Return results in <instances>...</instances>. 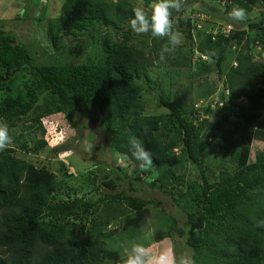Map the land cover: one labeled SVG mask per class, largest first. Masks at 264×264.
<instances>
[{"label":"trees","instance_id":"obj_1","mask_svg":"<svg viewBox=\"0 0 264 264\" xmlns=\"http://www.w3.org/2000/svg\"><path fill=\"white\" fill-rule=\"evenodd\" d=\"M61 1L57 15L47 18L44 26L50 46L47 52L55 53L50 63L36 64L33 52L14 31L0 30V122L8 124L13 140L16 129L26 128L20 132L21 147L35 154L45 143L36 141V132L31 131L43 135L45 117L64 114L72 124H78V117H89L99 125L110 149L125 158L129 174L118 166L119 174L103 176L100 186L115 192L104 195L106 203L97 212V202L57 200L60 190L55 173L16 157L11 148L0 151V264H122L125 249L138 239L136 234L145 225L147 206L153 202L162 205L146 198V191L171 197L174 191L179 192L177 198L186 204L181 211L184 208L187 215L184 228L176 218L171 222L163 219L165 227L155 231L150 243H141L148 246L167 238L175 241L176 237L193 264H264V151L252 160L248 145L251 138L264 142V114L258 124H251L257 114L264 113V62L254 60L250 53L252 42L261 46L260 57L264 53V15L248 24L253 37L248 30L233 26L228 34H211L199 31L190 17L201 13L212 16L209 7L203 12L186 11L189 0H180L181 10H171V17L187 28L188 39L193 30L199 40L187 56L167 54L161 60L159 53L166 38L153 40L147 54L132 40L133 0ZM211 1H225L227 9L241 7L247 13L254 4L264 5V0ZM38 2L45 6V1ZM28 7H21L18 16L25 17ZM82 36L89 37L92 44L100 39L97 55L81 63L71 52L70 59L62 61L65 38L79 42ZM77 51L81 55L83 48ZM225 62L230 66L225 67ZM169 64L197 65L193 76L200 80L199 99H208L221 85L218 102L224 109L223 121H229L237 100H247L246 105L238 106L242 118L238 129L246 135L242 136L244 145L230 154L236 170H221L216 182L202 173V183L190 184L183 193L175 186L184 180L173 173L180 162L174 150L181 144L187 159L201 167L209 140H224L225 129L221 121L194 123L198 119L194 105L185 104L183 98L173 101L160 95L159 105L167 113L145 114L143 94L152 84L150 70ZM209 112L208 107L205 114ZM162 129L173 131L175 138L164 140ZM132 137L142 140L152 152V168L142 170L132 159ZM104 201L99 198V203ZM89 213L92 216L87 222ZM109 225L115 228L108 231ZM174 248L177 258L182 257L184 252L180 255Z\"/></svg>","mask_w":264,"mask_h":264},{"label":"rangeland","instance_id":"obj_2","mask_svg":"<svg viewBox=\"0 0 264 264\" xmlns=\"http://www.w3.org/2000/svg\"><path fill=\"white\" fill-rule=\"evenodd\" d=\"M44 1L45 6L40 4L38 0H28V3L27 0H0V30L4 32L14 31L17 38L25 44L31 52H33V59L36 64L50 63L55 57L53 51L50 50V52H47V48L49 49L50 46L44 33V26L47 18L55 17L57 15L62 2L61 0ZM133 1L136 8L140 7L146 11H150V5L153 2V0H150V2L146 4L144 0ZM27 4L29 7L26 10L25 17H19V9ZM188 5L186 11L194 9L203 12L207 11V7H209V12L212 13V16L209 17L208 15L201 13L199 15H190V17L196 21V27L199 28V31H205L206 33L211 34H215L217 31L227 33V30L232 26L236 27V29L247 31L249 29V23L258 21L260 17H262V14L264 15V5L260 3L251 6L250 12H248L247 18L244 22H236L230 18L229 13L233 8L227 9L228 5L225 1H221L217 4V2L211 0H189ZM22 14L23 13H20V15ZM170 19L172 29L181 32L184 39L183 43L177 48L175 53H169V56H187L190 47L195 46L199 38L196 36V32L192 30V38L191 40L188 39L186 32L187 28L185 26L180 27L178 21H174L173 17H170ZM248 33L253 37V31L250 30ZM131 37L137 47L142 49L146 54L148 53L147 51L153 40L156 39V41L159 42L161 39L152 38L150 34L137 35L132 31ZM99 42L92 44L91 39L87 36L80 37L79 42L65 38L64 43L67 49L64 52H61V56L63 57L62 61L69 60V55L73 52L77 57V62H85L86 57L97 55L96 53L100 51L101 47L98 46ZM81 47L83 48V51L81 52V55H79L77 50ZM250 47V53L254 56V60L263 63L264 53L262 57L259 56V53L263 52L261 46L252 42ZM196 56L197 54L195 57ZM195 60L196 59H193V61ZM224 66L229 67L230 64L225 62ZM196 69L197 65L195 64L191 67H178L170 64L167 67H153L150 70L152 84L146 88L148 91H145L143 94L144 112L146 115H165L167 113V111L159 105V96L165 95L173 101H177L178 98H183L181 100H183L185 104H193V108L198 117V119L196 118V121L194 120V123H197V121L200 122L203 119H207L208 122H224L225 139L218 140L212 137L213 139L209 140L211 145L208 148L206 160L201 167H198L187 159L186 155L182 152L181 144H179L176 150H174L176 152L175 154L178 155L180 162L173 167V173L175 176H183L184 180V184H175L177 187L176 190H179L181 193L188 189L190 184H201L202 173L210 182H216L221 170L226 169L229 172L236 170V161L231 160L230 154L232 151H237L240 144L244 145L243 142L245 139L242 136H246L242 135L241 131L238 129L239 125L242 123V118H240L238 112V106L246 105L247 100L244 98L237 100L236 108L231 109L232 114H230L229 121H223L222 116L224 109L218 102L222 88L220 83H218L220 85L219 89H217L212 96L208 99H199L202 89L199 85L200 80L194 79L193 76V73L197 71ZM215 77L216 75L213 74L212 79L215 80ZM208 107L210 109V114H205V109ZM225 111L227 110L225 109ZM261 113L257 115L255 114L257 117L256 122L251 121V124H258V120L264 114ZM74 116L77 117L76 115ZM60 118H62V116ZM77 119L76 122L78 124L70 123L72 130L68 138L63 141L53 142L49 137L47 128L43 122V127L45 128V133L43 135L40 131H31L32 133L36 132V141L42 139L41 141L45 143L44 148L38 153L34 154L33 152L22 149L20 132L26 131V128L24 127L21 131H18L17 129L14 131L16 140L12 139V143L8 148L13 150V154L16 157L22 158L38 168L46 167L48 170L56 174L60 190L58 194H56L57 200H67L69 198L72 200L73 198H77L83 199V202H97L95 207L98 210L97 212H101L106 203L104 195L115 192V190H109L104 186H100L103 176L107 173L113 174V172H118L119 174V171L116 170V167L118 166L124 169L127 174H129V170L125 158L113 152L106 144V137L100 130L98 124H93L89 117H78ZM192 119V115H189V120ZM162 134V138L168 142L175 138L173 131L172 133H169L162 129ZM211 134L213 135L214 133ZM86 143H91L93 145V150L91 152L87 151ZM248 145L251 149L252 160L256 153L264 151V142H260L254 138L250 139ZM27 146L29 147V145ZM62 163L64 164V171L60 169ZM68 173L71 175H68ZM125 188H127V185H125ZM178 193L179 192L174 191L172 194L173 197H171L162 193L151 194L150 192H145L144 195L146 198H153V201L156 203L158 201L162 205L157 206L153 202V204L147 206L149 215L145 219V225L139 229L138 234H136L138 239H133L134 241L131 240V242L139 243L140 241V243H150L155 231H157L159 227H165L163 224L164 220L166 222H171V219L176 218L178 225H181V227L184 228L187 214L184 213V208L181 211L180 207L186 206V204L183 199L177 198ZM148 194L149 196H147ZM100 197L105 201L99 203ZM177 204L178 207H176ZM91 216L92 214L89 213L86 218L87 222H89ZM76 223H78V221H76ZM113 228H115L113 225H109L107 230L111 231ZM174 239L175 241L167 238L162 242H152V244L149 245H151L155 251L172 248L174 252V247H176L177 253L180 255L181 251L184 252L182 257H189L188 254H185L187 251L181 249V247H183V242L178 243V239L176 237ZM128 244H130V242Z\"/></svg>","mask_w":264,"mask_h":264},{"label":"clouds","instance_id":"obj_3","mask_svg":"<svg viewBox=\"0 0 264 264\" xmlns=\"http://www.w3.org/2000/svg\"><path fill=\"white\" fill-rule=\"evenodd\" d=\"M181 8L180 0H153L150 11L137 7L129 21L130 30L137 35L150 34L152 38H166L159 53L161 60H164L167 54L175 53L183 43V34L172 29L170 19L171 10L180 11ZM247 15L246 10L241 7H234L229 13L230 18L236 22H244ZM43 123L53 142L66 140L72 130L64 114H52L45 117ZM11 143L12 137L8 124L0 122V151L7 149ZM129 146L132 150V159L139 162L142 170L153 167V154L146 150L142 140L132 137ZM86 149L91 152L93 145L86 143ZM122 264H193V261L188 256L177 258L172 248L155 251L151 245L146 246L144 243L133 242L125 249Z\"/></svg>","mask_w":264,"mask_h":264},{"label":"built area","instance_id":"obj_4","mask_svg":"<svg viewBox=\"0 0 264 264\" xmlns=\"http://www.w3.org/2000/svg\"><path fill=\"white\" fill-rule=\"evenodd\" d=\"M41 2L42 1H44V0H40ZM232 29V27H230V29L229 30H227V33H225V34H228V32L230 31ZM224 33V32H223Z\"/></svg>","mask_w":264,"mask_h":264}]
</instances>
